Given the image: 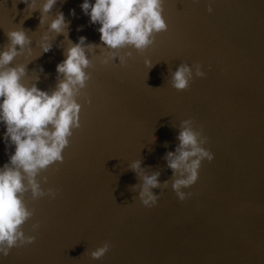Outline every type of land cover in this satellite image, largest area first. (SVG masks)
<instances>
[{"label": "water", "instance_id": "95a60500", "mask_svg": "<svg viewBox=\"0 0 264 264\" xmlns=\"http://www.w3.org/2000/svg\"><path fill=\"white\" fill-rule=\"evenodd\" d=\"M43 2L36 0L25 19L27 5L0 0V51L8 31L22 28L31 39V55L12 62L27 65L24 86L55 88L68 41L83 36L99 47L87 56L90 79L77 97L80 128L63 163L40 174L48 178L42 188L59 192L55 199L25 197L34 216L23 230L35 242L13 248L0 264H264V0H164L167 31L123 67L119 59L101 64L99 25L82 13L84 0H57L39 27ZM58 12L69 25L67 39L47 33ZM46 33L52 48L41 54L37 45ZM181 63H199L206 75L177 92L170 72ZM187 119L203 128L214 158L202 162L196 183L183 190L191 198L181 203L164 157L175 151ZM4 132L0 124V167L14 152ZM136 160L148 174L159 171L160 183L169 181L162 195L153 189L160 195L155 207H143L139 188L130 190L142 183L128 170ZM105 242L109 251L92 260L89 253Z\"/></svg>", "mask_w": 264, "mask_h": 264}, {"label": "clouds", "instance_id": "9594fccd", "mask_svg": "<svg viewBox=\"0 0 264 264\" xmlns=\"http://www.w3.org/2000/svg\"><path fill=\"white\" fill-rule=\"evenodd\" d=\"M27 5L30 14L36 11V0H18ZM57 0H44L39 8V27L45 23ZM164 0H84L81 11L88 16L89 23L99 25V33L103 59L101 64H108L119 59L123 67L133 52L142 54L152 46L157 35L167 31V24L162 13ZM212 12L211 4L207 8ZM70 15H75L74 10ZM69 25L63 13L58 12L48 24L47 33L55 36H68ZM82 30L78 28L77 31ZM44 34L38 42L41 54L48 53L52 44L49 35ZM7 44L0 51V124L5 127L4 140L6 147L14 146V152L8 162L0 167V257L7 258L13 248L31 245L36 237L25 235L23 226L34 216V210L28 207L26 196L31 201L45 197L55 199L59 189L41 187L48 183L46 176H41L50 166L63 163V151L68 147L73 132L80 128L79 113L81 105L77 97L81 96L90 74H86L92 64L87 58L99 45L88 43L86 37H78L73 44L68 41L64 51L65 59L56 65L55 88L41 91L34 83L26 87L21 80L26 76L25 64L12 66L19 56L31 55V39L27 32L20 28L6 32ZM107 50L104 55L103 50ZM128 49L123 55L121 50ZM87 54V55H86ZM145 67L151 69L154 64L145 60ZM199 63L189 67L181 63L176 70L170 72V85L177 92L187 91L193 78H204L206 73ZM43 72V69H39ZM38 81V77L36 79ZM158 89V88H157ZM85 103H90L85 99ZM192 119L184 120L179 125L176 137L178 145L175 151L167 152L164 159L167 168L172 171L171 189L178 201L183 203L191 198V192L184 189L192 187L197 179L202 162H211L213 154L205 148L208 137L203 128H194ZM155 141V137L153 142ZM167 147V144H165ZM128 170L136 174L142 183L131 187L135 192L139 188L138 198L145 208L155 207L160 195L153 189L163 190L169 187V181L159 182L160 172L148 174L141 168V161L136 160L128 165ZM40 177V179H37ZM39 222L33 223V232L39 229ZM110 245L102 246L89 253L92 260H100L109 251Z\"/></svg>", "mask_w": 264, "mask_h": 264}]
</instances>
